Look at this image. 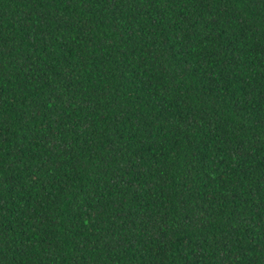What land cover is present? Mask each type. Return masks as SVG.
I'll return each mask as SVG.
<instances>
[{
	"label": "trees",
	"instance_id": "16d2710c",
	"mask_svg": "<svg viewBox=\"0 0 264 264\" xmlns=\"http://www.w3.org/2000/svg\"><path fill=\"white\" fill-rule=\"evenodd\" d=\"M0 264H264V0H0Z\"/></svg>",
	"mask_w": 264,
	"mask_h": 264
}]
</instances>
